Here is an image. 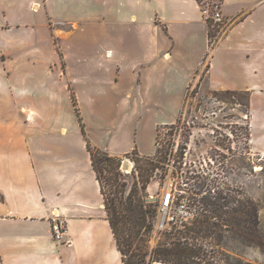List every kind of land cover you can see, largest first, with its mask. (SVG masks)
<instances>
[{"label":"crops","instance_id":"crops-1","mask_svg":"<svg viewBox=\"0 0 264 264\" xmlns=\"http://www.w3.org/2000/svg\"><path fill=\"white\" fill-rule=\"evenodd\" d=\"M206 2L227 20L212 47ZM199 81L250 93L264 156V0H0V264H124L71 92L92 146L153 157Z\"/></svg>","mask_w":264,"mask_h":264},{"label":"rangeland","instance_id":"rangeland-1","mask_svg":"<svg viewBox=\"0 0 264 264\" xmlns=\"http://www.w3.org/2000/svg\"><path fill=\"white\" fill-rule=\"evenodd\" d=\"M211 34L212 47L219 34L215 29H211ZM206 64L207 60L201 68L202 75L206 72ZM202 79L203 76L200 80ZM195 89V83L188 89L179 128L176 129L175 123L156 129V136L159 134L161 137L162 147L157 155L151 157L157 166L149 171L148 182H145L146 173H143L139 167H146L143 162L134 163V168L131 170L122 169L123 159L134 162L132 153L122 157L118 166L116 163L112 166L107 162H96L104 202L107 205L118 206L119 201L125 202L132 189L134 195L140 198L144 211L141 218L144 226L141 232L144 233L148 251L166 241L168 235L167 232H158L153 227L154 207L147 199L148 194H160L171 181L178 198L177 205L184 206V217L188 220L197 217L198 213L186 206L188 201L184 197L180 198L184 194V191L179 190L180 180L186 178L190 179L189 183L197 190H201V196L207 194L216 181L221 186H229L256 201L260 208L261 232L264 236V156L250 154L246 136L249 116L243 112V106L236 98L234 102H231V97L217 99L219 97L213 96L210 93L212 89L207 88L204 83L196 89V92ZM6 116L7 114L2 113L0 121H6ZM170 127L175 128L171 130ZM144 136L145 145L149 150V140L146 134ZM182 186H186L185 183ZM150 225L149 230L147 227ZM215 238L219 245L210 246L208 242H213V239L208 238L207 244L203 247L208 257L219 258L217 253L213 254V251L220 250L245 262L264 264V248L261 250L257 247H248L233 240L228 233ZM129 255L128 253L127 257ZM148 259L149 256L146 261Z\"/></svg>","mask_w":264,"mask_h":264},{"label":"trees","instance_id":"trees-1","mask_svg":"<svg viewBox=\"0 0 264 264\" xmlns=\"http://www.w3.org/2000/svg\"><path fill=\"white\" fill-rule=\"evenodd\" d=\"M212 37L209 28L210 43ZM207 57H205V61ZM208 66L207 63L205 71L208 70ZM199 87L200 82L196 84V89ZM210 93L216 98L219 97L217 99L231 97V102H234L236 98L238 103L243 106V112L249 116L250 93L248 91L211 90ZM71 97L81 132L87 142V150L93 168L101 185L96 162H107L112 166L116 163V166H118L120 165V159L109 157L104 151L90 144L73 92H71ZM180 121L181 114L175 122L176 128H179ZM175 127H170V129L173 130ZM246 136L249 143V127ZM160 149L156 147L155 155L160 152ZM132 154L135 163L143 162V165L146 166L145 168L139 167L143 173H146L145 182H148L149 171L156 168L157 165L154 164L151 157L141 156L137 151H133ZM189 180L188 178L180 180L179 190L184 191V194L180 197H184L188 201L187 206L191 211L194 210L198 213L197 217L183 223L181 227L172 228L170 232H167V240L159 243L150 251H148L145 244L144 233L141 232L144 226V222L141 220L144 211L140 198L134 195V190H131L125 202L119 201L118 206H109L104 202L108 220L124 264H151L153 262L164 264H252L220 250L213 251V254L217 253L219 258L208 257L203 247L207 244L206 240L208 238L213 239V242H208L210 246L219 245L214 237L220 238L224 233H228L231 234L233 240L248 247H257L262 250L264 248V236L261 232L258 203L249 197H245L240 191L229 186H221L216 181L211 185L208 193L201 196V190H197L189 183ZM183 183L186 186H182ZM142 188H145L144 184ZM152 213L155 214V210H152ZM147 228L150 230L151 225ZM128 253L130 254L129 257H127ZM147 256H149L148 261H146Z\"/></svg>","mask_w":264,"mask_h":264},{"label":"built area","instance_id":"built-area-1","mask_svg":"<svg viewBox=\"0 0 264 264\" xmlns=\"http://www.w3.org/2000/svg\"><path fill=\"white\" fill-rule=\"evenodd\" d=\"M201 14L209 28L217 30L218 34L227 24V20L222 13L220 4L217 2H206L201 4ZM155 144L156 147H162V140L159 134H157ZM123 160L132 163V168H134L135 162H131L126 158ZM147 199L152 203L155 210L153 227L156 231L170 232L172 228L181 227L183 223H187L188 218L184 217V206L177 205L178 198L175 194L173 182L170 181L168 187L163 189L160 194H148ZM50 221L51 233L54 241L69 245V240L65 239V235L67 234V227L65 224L58 220L55 215L51 216Z\"/></svg>","mask_w":264,"mask_h":264},{"label":"water","instance_id":"water-1","mask_svg":"<svg viewBox=\"0 0 264 264\" xmlns=\"http://www.w3.org/2000/svg\"><path fill=\"white\" fill-rule=\"evenodd\" d=\"M129 168V162L126 160L122 161V169H128Z\"/></svg>","mask_w":264,"mask_h":264},{"label":"bare ground","instance_id":"bare-ground-1","mask_svg":"<svg viewBox=\"0 0 264 264\" xmlns=\"http://www.w3.org/2000/svg\"><path fill=\"white\" fill-rule=\"evenodd\" d=\"M131 168H132V163L129 162V168H128V170H131ZM129 172H130V171H129ZM129 172H128V173H129Z\"/></svg>","mask_w":264,"mask_h":264}]
</instances>
